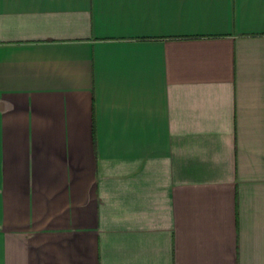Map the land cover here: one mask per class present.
<instances>
[{"label":"crops","instance_id":"1","mask_svg":"<svg viewBox=\"0 0 264 264\" xmlns=\"http://www.w3.org/2000/svg\"><path fill=\"white\" fill-rule=\"evenodd\" d=\"M0 264H264V0H0Z\"/></svg>","mask_w":264,"mask_h":264}]
</instances>
